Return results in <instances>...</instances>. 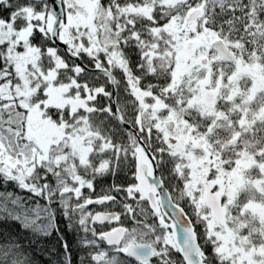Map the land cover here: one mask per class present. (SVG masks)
<instances>
[{"label":"snow or ice","instance_id":"6c2138e0","mask_svg":"<svg viewBox=\"0 0 264 264\" xmlns=\"http://www.w3.org/2000/svg\"><path fill=\"white\" fill-rule=\"evenodd\" d=\"M7 185L0 264H264V0H0Z\"/></svg>","mask_w":264,"mask_h":264},{"label":"trees","instance_id":"16d2710c","mask_svg":"<svg viewBox=\"0 0 264 264\" xmlns=\"http://www.w3.org/2000/svg\"><path fill=\"white\" fill-rule=\"evenodd\" d=\"M108 183V181H104L102 183L97 184V194H100L101 189ZM0 191H12L15 192L17 195L21 197H25L27 195H30L26 192H23L19 190L18 188H15L13 185H7L6 187H0ZM93 210H101L100 206H92ZM0 231H2L3 236L0 237V239L8 238L9 236H12L19 241L24 243L25 248H28V241L32 239V236L29 232L26 230H23L19 227L18 223L8 221L4 223L2 226H0ZM72 235L68 236V239H72ZM52 241H45L43 243H40L39 245H33L32 252H33V259L35 261V264H53V261L55 260L54 256H51L48 254V252L53 247ZM83 253L76 250L74 246V260H78L80 256H82Z\"/></svg>","mask_w":264,"mask_h":264}]
</instances>
